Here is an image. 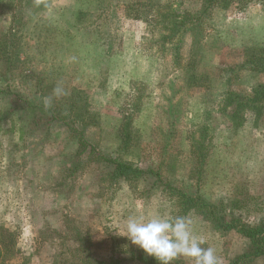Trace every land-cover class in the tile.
I'll return each mask as SVG.
<instances>
[{"label":"rangeland","instance_id":"374dc122","mask_svg":"<svg viewBox=\"0 0 264 264\" xmlns=\"http://www.w3.org/2000/svg\"><path fill=\"white\" fill-rule=\"evenodd\" d=\"M205 4L0 0V229L17 251L8 264H159L121 236L131 215L189 216L222 264L250 250L191 205H214L236 229L263 218L264 111L253 119L242 97L264 84L248 62L264 49V0L203 14ZM57 85L65 95L45 108ZM54 106L65 122L51 121ZM82 109L96 124L73 125ZM125 118L136 136L126 151ZM104 157L152 174L112 180Z\"/></svg>","mask_w":264,"mask_h":264},{"label":"trees","instance_id":"16d2710c","mask_svg":"<svg viewBox=\"0 0 264 264\" xmlns=\"http://www.w3.org/2000/svg\"><path fill=\"white\" fill-rule=\"evenodd\" d=\"M221 1L229 2L232 0H206V4L202 13L205 14L207 8H210L211 6H214ZM176 31L177 30L175 28L171 27V35L174 34ZM170 38L171 37H169V39ZM258 51L260 53L257 55H253L251 57V60L248 61L250 62L249 70L256 72H264V49L262 48ZM242 99H245L247 103L250 104L251 109L253 110V119L259 120L262 112L264 111V84L257 85V87L252 89L251 94L249 96L244 95ZM69 107L71 112L72 110H76L75 108H72V105H70ZM56 109L57 108L54 106L53 111L48 109L45 110V112H51V121L57 120L65 122L66 117L61 116V111ZM55 113L58 114V117L54 116ZM71 122L73 123V125L79 122L83 127L94 125L96 124L95 114L90 109H82L81 113L77 114L76 120ZM71 122H68V124H70ZM135 139L136 136L131 127L129 126L128 120H126L125 118L119 130L120 149H123L124 151L128 150L132 146L133 141ZM100 161L106 163L107 165L113 168L112 171L108 173L109 177L112 180L123 179L126 181L134 182L138 181L142 176L152 174V171L141 169L133 163L123 161L118 157H104ZM178 194L182 198L186 199V201H188L189 203H194V200H192L191 197L185 196V194L180 192H178ZM199 198L200 197H196L194 199L198 201ZM195 203L198 204H192L191 207L195 206L198 214H200L201 216H203L204 219L212 223L216 230L220 231L221 229H223V231H228L230 229H235L240 232L243 236L247 237L250 241V250L248 252L236 256L235 260L231 261L230 264H249L255 258L264 255V206L262 209L263 218L259 220L258 224L250 226L249 224L244 223L240 229H236L235 226L236 222H238V219L234 218L231 221H226L225 216L220 215L218 210H214V205L210 203H204L203 201ZM2 231L3 230L0 229V264H8V261L13 257L15 253H17V251L14 249L15 244L14 236L12 235V233L8 231L3 233ZM99 264L107 263L100 262ZM111 264L119 263L118 261H114Z\"/></svg>","mask_w":264,"mask_h":264},{"label":"clouds","instance_id":"9594fccd","mask_svg":"<svg viewBox=\"0 0 264 264\" xmlns=\"http://www.w3.org/2000/svg\"><path fill=\"white\" fill-rule=\"evenodd\" d=\"M62 95L65 90L57 85L52 96L44 98L45 108L51 106L53 96ZM121 236L159 264H173L178 258L190 264H222V258L213 247H202L206 241L194 232L189 216L131 215L125 221Z\"/></svg>","mask_w":264,"mask_h":264}]
</instances>
